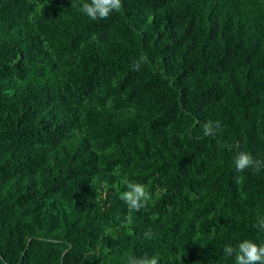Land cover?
Masks as SVG:
<instances>
[{"label":"trees","instance_id":"16d2710c","mask_svg":"<svg viewBox=\"0 0 264 264\" xmlns=\"http://www.w3.org/2000/svg\"><path fill=\"white\" fill-rule=\"evenodd\" d=\"M83 2L0 0V264H235L264 243V168L233 163L264 159V0Z\"/></svg>","mask_w":264,"mask_h":264},{"label":"clouds","instance_id":"9594fccd","mask_svg":"<svg viewBox=\"0 0 264 264\" xmlns=\"http://www.w3.org/2000/svg\"><path fill=\"white\" fill-rule=\"evenodd\" d=\"M122 7V0H84L79 5V10L90 20L99 21L108 19L113 12H119ZM146 60V55H142L138 61H134V70H138L140 63ZM219 128V121H206L202 124L204 136L214 135ZM233 163L235 172L238 174L243 173L248 168L256 172L264 168V159L254 158L251 153L242 150L236 151ZM234 179L237 183H241L243 176L237 175ZM121 183L124 185L125 190L121 191L120 199L127 205L129 212L139 211L141 208L146 207L151 195L145 184L127 178L123 179ZM125 223L131 225V215L125 217ZM253 227L264 232V216H258ZM151 236L150 230L144 232L146 239H150ZM223 252L225 256L234 257L235 264H264V243H257L253 239H244L235 247L226 244ZM127 264H159V257L158 255H130L127 257Z\"/></svg>","mask_w":264,"mask_h":264}]
</instances>
